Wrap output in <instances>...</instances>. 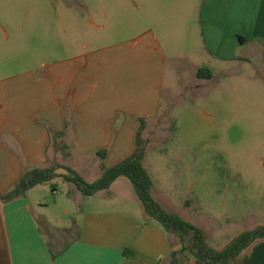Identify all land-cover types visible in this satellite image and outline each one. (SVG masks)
Here are the masks:
<instances>
[{
  "label": "crops",
  "instance_id": "obj_1",
  "mask_svg": "<svg viewBox=\"0 0 264 264\" xmlns=\"http://www.w3.org/2000/svg\"><path fill=\"white\" fill-rule=\"evenodd\" d=\"M181 1L184 7L168 27L172 31L158 30V14L153 27L112 44L95 49L83 45L82 52L69 58L42 61L15 74L0 67V264H170L177 234L148 221L125 177L89 196H117L119 208L112 207L114 201L105 208L83 205L79 214L73 213V228L50 235L48 241L33 214H40L42 206L30 196L37 186L7 203L1 197L34 169L65 167L93 183L106 168L131 155L139 120L145 129L159 116L168 59L181 56L166 53L165 38L179 42L194 34L198 47L216 64H249L257 52L264 75V0H198L196 7L193 0ZM134 2L137 6L139 1ZM151 3L150 9L162 12ZM88 21L104 30L91 17ZM8 35L2 30L4 41ZM100 151L105 152L103 159ZM153 191L152 181L151 197ZM66 231L72 234L65 238ZM182 264L198 263L191 258ZM240 264H264V246L242 252Z\"/></svg>",
  "mask_w": 264,
  "mask_h": 264
},
{
  "label": "rangeland",
  "instance_id": "obj_2",
  "mask_svg": "<svg viewBox=\"0 0 264 264\" xmlns=\"http://www.w3.org/2000/svg\"><path fill=\"white\" fill-rule=\"evenodd\" d=\"M138 1L135 6L133 0H0V67L5 74H15L42 61L69 58L82 52L83 45L95 49L112 44L153 27L158 14L160 20L154 24L158 30L172 31L169 24L184 7L181 0H153L162 11L157 12L149 8L152 0ZM197 2L193 0L192 6ZM88 17L103 24L104 30L91 27ZM2 30L9 34L8 41ZM189 38L163 42L168 55L181 56L168 59L159 116L140 131L142 163L152 177L156 188L152 197L161 202L160 208L200 229L209 247L222 250L240 233L264 225L262 60L254 52L249 64H216L198 47L194 34ZM204 67L210 80L196 77ZM63 168L30 193L42 205L40 214H33L47 241L52 234H64L83 205L91 209L113 201L114 208L121 204L117 196L79 197L75 185L60 178L68 175ZM66 232L65 238L72 234ZM190 236L176 235L170 264L194 259ZM259 244L264 246V240L243 253ZM241 254L230 264H240Z\"/></svg>",
  "mask_w": 264,
  "mask_h": 264
},
{
  "label": "trees",
  "instance_id": "obj_3",
  "mask_svg": "<svg viewBox=\"0 0 264 264\" xmlns=\"http://www.w3.org/2000/svg\"><path fill=\"white\" fill-rule=\"evenodd\" d=\"M240 42L242 43V40ZM196 77L209 80L211 74L209 69L204 67L197 70ZM144 125V120L140 119L133 153L113 167L106 168L98 180L93 183H86L74 171L66 168L68 175L63 176L65 181L74 184L83 196L89 197L109 188L117 178H127L131 182L147 216L156 220L168 232L180 236L191 234L192 255L198 264H230L251 245L264 240L263 225L254 230L240 233L222 250H215L207 245L204 234L200 229L182 220L177 215L165 213L151 197L152 181L142 166L144 147L140 140V131H143ZM97 155L103 159L105 152H97ZM53 176L54 169L28 171L23 174L12 190L1 197V200L5 201V203L10 202L23 195L29 189L48 181ZM52 191H56L55 186H52Z\"/></svg>",
  "mask_w": 264,
  "mask_h": 264
}]
</instances>
